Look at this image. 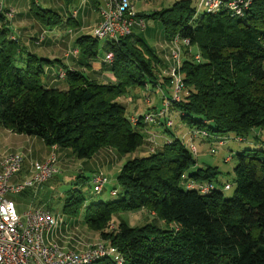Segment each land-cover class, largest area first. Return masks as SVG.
Returning <instances> with one entry per match:
<instances>
[{
  "label": "trees",
  "instance_id": "16d2710c",
  "mask_svg": "<svg viewBox=\"0 0 264 264\" xmlns=\"http://www.w3.org/2000/svg\"><path fill=\"white\" fill-rule=\"evenodd\" d=\"M30 11L45 27H63L65 20L53 10L33 4ZM15 16L14 11L7 20L0 14V127L36 137L55 150L67 149L78 160L102 147L127 155L151 146L147 156L123 164L117 178L121 197L87 208L88 227L117 250L91 264H264V142L258 140L264 131V0H251L240 15L224 5L211 12L199 9L197 0H178L154 13L167 42L177 36L198 49L183 56L178 101L166 75L168 66L131 34L119 39L84 35L75 41L81 69H90V62L103 56L101 65L113 82L100 83L81 69L65 68L54 74L58 86H44L46 66L59 61L23 49L11 26ZM99 40L104 41L101 47ZM148 86L161 90L180 123L205 134L201 138L213 145L225 144L229 134L241 143L253 136L254 148L233 156L231 197L221 191L231 185L220 190L216 171L198 167L182 138L165 128L164 119L158 122L169 137L160 146L145 142V132L140 133L144 124L132 128L131 118L140 116H126L119 99L130 88ZM207 185L211 191L202 194ZM117 195L116 189L110 191L111 197ZM140 210L154 218L137 227L120 221L107 232L115 214Z\"/></svg>",
  "mask_w": 264,
  "mask_h": 264
},
{
  "label": "rangeland",
  "instance_id": "374dc122",
  "mask_svg": "<svg viewBox=\"0 0 264 264\" xmlns=\"http://www.w3.org/2000/svg\"><path fill=\"white\" fill-rule=\"evenodd\" d=\"M178 0H136L137 5L142 7L144 17V26L139 28L141 31L139 34L145 39H154V43L157 38H164V27L157 20L153 19L154 13L160 9L170 8ZM195 4L196 0H192ZM45 7V4L41 5ZM160 7V8H158ZM147 30V31H145ZM94 32V29L93 31ZM104 41L99 40V47L103 45ZM153 41L151 42L152 45ZM170 50L172 49L171 42H167ZM156 47V44H153ZM193 53H197L198 49L196 46L191 47ZM156 51V50H155ZM170 58V56H169ZM64 84V83H63ZM59 89H64V86H59ZM166 91V90H165ZM164 91V92H165ZM167 93L169 91H166ZM170 94V92L168 93ZM161 90L156 88H130L126 94V97L120 98L119 101L126 107V116L143 117L144 114L149 112H157L161 105ZM130 98L131 101L128 102L126 98ZM148 98L149 100H146ZM159 102V103H156ZM155 106L153 110H148V107ZM152 112V113H153ZM172 118L178 117L175 111L170 110ZM179 124V120L174 119V127ZM159 124H155L157 126ZM132 128L136 130V126L131 124ZM160 126V125H159ZM151 125H145L143 130L140 131L144 135L145 142L160 146L163 144V135L158 134L159 136L153 139L154 133H150ZM191 132L193 130H190ZM6 129L0 127V157L6 154H17L24 158L25 164L29 169V166L35 162L43 161L41 159V152L39 150L38 143L35 140L40 141L36 137H25L24 140H34L31 143V151L24 153V150L30 144L26 143L24 147H21L19 142L12 140L14 138L12 135L9 138H6ZM149 132V133H148ZM257 132L254 130L253 133ZM260 131H258L259 133ZM154 134V135H153ZM6 135V136H5ZM157 135V133H156ZM19 136V135H17ZM264 136V131L263 135ZM258 138L259 141L264 142V139ZM186 137V136H185ZM229 138L223 146L213 145L208 140H203L200 135L193 140V145L196 147L197 154L195 156L196 165L202 168H212L216 171L217 176V187L220 188L223 185H231V189L228 191H222L225 198H229L233 195L235 185L233 183V168L235 167V160L233 158L235 153L242 152L244 150H249L254 148L253 136L250 134L241 142L233 140L236 136L229 134L224 136ZM18 138V137H17ZM232 138V139H230ZM187 139V138H186ZM185 139V140H186ZM35 142V143H34ZM184 145L187 146L186 141ZM44 146V145H43ZM145 145H142L138 150L127 155L119 154L115 149L110 147L99 148L89 159L78 160L72 157L71 153L67 149H60L56 152L58 164L55 165L57 174L54 175L49 182L43 187V190L40 191L38 197L35 196L34 200L30 197L29 193L12 195L9 194L8 198L12 200L15 204L16 211L18 214L23 213L29 206H46L51 210L55 216L61 215L65 220H71L72 225L80 229L81 231H76L79 235V238L75 236L76 240H72V245L76 246L77 241H80V245H85L83 249L77 252H83L92 246L98 244L107 245V242H103L100 239L98 233L93 231L86 224V211L90 206L98 205L101 202L109 201L111 199H118L122 196L123 191L120 189L117 178L121 172V168L124 163L129 160H132L136 157H145L147 153L145 152ZM147 148H151L147 147ZM215 148L217 150L216 154L211 153V149ZM113 150L114 152L110 151ZM69 152L70 155H66L67 158L62 156V152ZM110 151V155L106 159V162L101 160L102 152ZM113 153L117 154L113 158ZM47 158V157H46ZM62 163V164H61ZM101 174L106 179H108L107 185L103 188L102 192L99 195L93 193V186L91 180L94 175ZM116 189L118 195L116 197L110 196V191ZM37 197V198H36ZM148 218H154L153 214L148 213L147 211H132V212H119L113 216L108 226H112L107 229V232L114 230L120 221L126 223L130 227H137L147 223ZM58 241V240H55ZM83 241V242H82ZM54 243V242H53ZM69 245V242L67 246Z\"/></svg>",
  "mask_w": 264,
  "mask_h": 264
},
{
  "label": "built area",
  "instance_id": "2783aa9c",
  "mask_svg": "<svg viewBox=\"0 0 264 264\" xmlns=\"http://www.w3.org/2000/svg\"><path fill=\"white\" fill-rule=\"evenodd\" d=\"M97 14L99 23L94 29L93 35L98 39H119L131 34L132 27L137 25L139 28L144 26L142 19L137 17L133 0H98ZM198 8L207 11H216L220 6L240 15L246 10L251 0H197ZM3 0H0V14L4 18L11 20L14 10H3ZM44 39L41 36L38 42ZM170 50L171 64L168 66L166 75L170 78L171 90L174 100H179V94L183 89L180 67L183 56L191 51V45L187 40H180L177 36L171 41ZM106 61H111L112 56L106 54ZM194 61L199 62L200 56L195 55ZM64 75L61 74V77ZM146 100H149L146 98ZM170 102L161 96V105L157 112H148L140 119L131 118L130 123L138 125L159 124V120H165V128L171 129L174 126V119L170 114ZM205 136L200 132L190 131L187 137L182 138L186 141L187 148L194 156L197 154L193 140L197 136ZM187 138V139H186ZM186 139V140H185ZM166 144L169 141L166 140ZM222 142L218 146H223ZM152 151V150H151ZM212 154L217 150L211 149ZM55 148L43 162H35L29 166L28 174L21 180L12 183V180L21 175L24 170L25 160L17 154H10L2 158L0 162V264H91L107 254H116L117 250L107 247L104 244L92 246L83 252L62 251L55 245H47L45 235L63 225L62 219L55 217L48 209H29L22 215L16 211L15 204L8 198L9 194H24L29 190L40 187L57 174L55 165L57 164ZM108 179L103 175H94L91 183L95 193L101 192L107 184ZM192 187V186H190ZM229 185L224 189L228 190ZM211 185L200 189L202 194L209 193ZM112 226H110L111 229ZM121 264V262H118Z\"/></svg>",
  "mask_w": 264,
  "mask_h": 264
},
{
  "label": "crops",
  "instance_id": "0c3cea01",
  "mask_svg": "<svg viewBox=\"0 0 264 264\" xmlns=\"http://www.w3.org/2000/svg\"><path fill=\"white\" fill-rule=\"evenodd\" d=\"M3 4L5 8L12 9L15 11L16 16L12 20L11 26L14 30H16V34L19 35L21 44L23 46V49L26 52L32 53L40 58H46L48 60H57L59 62L49 64L46 66L45 69V76H44V86L51 88L58 86L59 83L54 78V74L56 72H60L61 70L68 69H81L79 63L82 60L79 56L78 48L76 47L75 41L77 38L84 36V35H93V29L97 26L99 23V17L97 14V5H99L98 0H3ZM35 5V7L40 9H47V10H53L57 14L62 17L64 21L63 27H45L42 23L35 20L31 16L30 9L32 8V5ZM45 4V7H42L41 5ZM133 6L135 8L137 17L142 19L144 22V15L142 10V5L139 6L136 3V0H133ZM160 8V7H158ZM163 9L157 10L161 11ZM69 17H71V20H68ZM73 19V20H72ZM66 21L68 23H66ZM147 31V30H145ZM141 31L139 30V27L137 25H134L132 27L131 35L135 37H141L139 34ZM41 36L44 37L42 40V43L40 45H37L35 43V39H39ZM142 40L149 46L150 48L156 50L159 58L162 60L163 64L166 66H170L171 60L169 58L170 56V47H168V43L164 38H157L154 43V39H145L144 37H141ZM153 41L152 45L151 42ZM153 44H156V47L153 46ZM198 53V52H197ZM103 57V56H101ZM97 59L94 62H90V69H81L83 70L84 74H86L91 80L98 81L100 83H111L113 82V77L111 73L107 71L104 67H102L100 59ZM65 85V84H64ZM151 88L150 86H148ZM128 98V97H127ZM131 101L130 98H128V102ZM159 103V102H156ZM155 106H151V108L148 107V110H153ZM149 112V111H148ZM147 112V113H148ZM173 119H177L176 117ZM160 125V126H159ZM157 126L152 125L150 128V133H154L153 139L157 138L161 134L163 135V140H165L167 137H169L167 131L163 128L161 124ZM175 126V125H174ZM172 127L171 131L174 133V136H177L179 138H184L190 132V128L184 126L182 123L179 122V124L176 127ZM149 133V132H148ZM157 133V135H156ZM6 138H9L10 135H12L14 138L12 140L19 142L21 147H24L26 143L30 144L27 146L24 150V153L26 156L31 151V143L34 140H24L21 135L17 136V134L12 133L8 130L5 132ZM261 136L263 135V132L259 133ZM18 137V138H17ZM26 137V136H25ZM10 139V138H9ZM38 139V138H37ZM262 139H264V136H262ZM40 140V139H39ZM36 143H38L39 150L41 152V159L45 161L49 156V154L52 152L53 147H47L44 145V143L40 140H35ZM35 143V142H34ZM44 145V146H43ZM58 150H55V152H58ZM114 152L113 150H110ZM110 151L108 152H102L101 160L106 162V159L110 155ZM147 151V148L145 149V152ZM62 156L67 158L70 153L62 152ZM9 154H4L2 157H0V162L3 157L7 156ZM67 155V156H66ZM72 155V154H71ZM117 154L113 153V158H115ZM73 157V156H72ZM41 161V162H43ZM58 162V159H57ZM58 164V163H57ZM62 164V163H61ZM28 174V167L24 166V170L21 173V175L17 176L12 180V183H15L22 178L26 177ZM49 182H45L43 185H41L38 188H35L33 190H29L25 193H29L30 197L34 200V197H38V193L43 190V187ZM36 197V198H37ZM14 203V202H13ZM48 209L46 206H29L25 211L29 209ZM49 210V209H48ZM24 211V212H25ZM51 211V210H50ZM23 212V213H24ZM52 212V211H51ZM18 213V212H17ZM23 213L19 214L22 215ZM54 215V213L52 212ZM55 216V215H54ZM63 221V225L58 229L53 230L52 232H49L45 235V242L47 245H55L62 251H72L77 252L83 249L85 245H80L81 242L77 241L76 246L73 247L72 240H76L75 236L79 238V235L76 233V231H81L80 229H77V227L72 225L71 220H65L64 217L61 215L55 216ZM58 240V241H55ZM54 242V243H53ZM69 242V245L67 246ZM83 242V241H82Z\"/></svg>",
  "mask_w": 264,
  "mask_h": 264
}]
</instances>
